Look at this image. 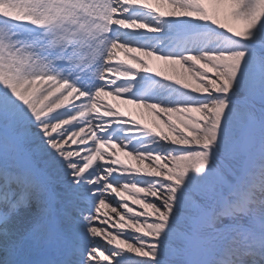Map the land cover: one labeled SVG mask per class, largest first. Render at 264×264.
<instances>
[{
    "label": "snow or ice",
    "instance_id": "6c2138e0",
    "mask_svg": "<svg viewBox=\"0 0 264 264\" xmlns=\"http://www.w3.org/2000/svg\"><path fill=\"white\" fill-rule=\"evenodd\" d=\"M0 264H264V0H0Z\"/></svg>",
    "mask_w": 264,
    "mask_h": 264
},
{
    "label": "rangeland",
    "instance_id": "374dc122",
    "mask_svg": "<svg viewBox=\"0 0 264 264\" xmlns=\"http://www.w3.org/2000/svg\"><path fill=\"white\" fill-rule=\"evenodd\" d=\"M155 6V5H154ZM121 59H123V57H122V55H121ZM105 100H106V102H108V103H111V104H116V103H114L111 99H109V98H105ZM117 103H119V101H117ZM134 111H136V110H134ZM145 116L147 117V114L145 113ZM133 118H139V116L138 115H136V116H134ZM148 118H150V117H148Z\"/></svg>",
    "mask_w": 264,
    "mask_h": 264
},
{
    "label": "bare ground",
    "instance_id": "6f19581e",
    "mask_svg": "<svg viewBox=\"0 0 264 264\" xmlns=\"http://www.w3.org/2000/svg\"><path fill=\"white\" fill-rule=\"evenodd\" d=\"M121 55H122L123 59H126V57H124V55H123L122 53H121ZM105 98H109V99H111L114 103H117V101H116V100H113L111 97H105ZM138 116H139V115H138ZM145 118L149 119V121H150V119H151V118H148V117H146V116H145ZM122 159H126V158L122 157ZM132 163H133V164H137L136 161H132Z\"/></svg>",
    "mask_w": 264,
    "mask_h": 264
}]
</instances>
